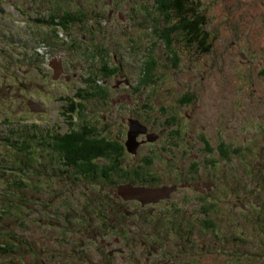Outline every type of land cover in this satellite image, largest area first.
<instances>
[{"label": "rangeland", "instance_id": "1", "mask_svg": "<svg viewBox=\"0 0 264 264\" xmlns=\"http://www.w3.org/2000/svg\"><path fill=\"white\" fill-rule=\"evenodd\" d=\"M131 1L0 0V159L11 170V177H2L0 170V234L9 229L18 243L24 235L35 245L40 240L47 244L49 236L47 247L58 255L52 264L59 258L62 264H166L170 252L156 239L178 242L174 229L164 228L181 218L194 234L179 253L193 250L201 256L199 264H264V0H194L206 17L208 51L199 42H188L173 26L177 20L167 19L155 0H135L132 10ZM111 10L115 14L110 17ZM67 11L77 17L93 13L78 26L65 28L58 18L50 23ZM52 32L58 35L48 41L52 57L65 65L67 76L55 83L50 69L42 75L44 70L31 66L38 57L36 42ZM165 34L173 38L171 47L168 37H161ZM18 77L42 89L27 88ZM32 100L48 113H32ZM72 105L77 108L64 118V109ZM131 117L161 138L142 146L137 156L122 150L124 169L117 176L153 178L154 186L196 181L203 188L214 183L210 195L195 185L142 208L117 196L112 186L122 179L90 182L81 177L75 179L78 185H64L61 171L66 167L58 151L46 149L45 143L43 150L21 144L26 135L39 144L46 130L82 133V126H89L95 136L123 149ZM11 137L10 142L1 140ZM224 142L232 153L221 160L216 150ZM23 151L31 157L27 167ZM49 202L52 208L45 213ZM111 205L127 224L128 241L123 234L120 243L110 234L91 235L116 227L115 222L104 229L99 224L102 218H114ZM148 218L163 222L147 224ZM129 231L149 232L150 237L133 241ZM2 242L0 236V247ZM3 250L0 264H37L33 254ZM178 252L171 257L182 258Z\"/></svg>", "mask_w": 264, "mask_h": 264}, {"label": "trees", "instance_id": "2", "mask_svg": "<svg viewBox=\"0 0 264 264\" xmlns=\"http://www.w3.org/2000/svg\"><path fill=\"white\" fill-rule=\"evenodd\" d=\"M157 4L161 5L160 10L163 11L167 19L173 18L177 20V23H175L173 26L177 27L176 30H178L181 35H183L184 37H187L188 42H191V40H193L194 42H199V44L203 46L202 51L209 50L208 49L209 47L207 48L206 46V39H207V36H209V33L204 29V26L206 25L207 21H206V17L204 13L200 11L201 6L199 4H196L194 0H157ZM63 14L64 15H61L60 18L63 19L66 24L68 22L80 20V17H77L71 14L70 12H64ZM54 18H57V17H52L50 22H53ZM40 22L44 24L46 23V21L44 20H41ZM166 36L168 37V35L166 34L161 37L163 39H166ZM172 39L173 38H171V36L167 38L169 47H171L174 44L173 41H171ZM146 68L147 67H145V69ZM79 105L80 104H78V106ZM75 107L76 106L74 105L72 106V109H73V110L71 109L72 113L73 111H75ZM80 132H82L83 134L78 133L75 130H72L65 134H57L55 136L49 137L52 142L51 145L55 151H58V153L61 154V156L59 157H60V160L63 161L64 166L66 167L70 166L73 169H75V173L77 174V176L84 175V176H89V177H96V176L102 175L104 170L101 169L98 166V164L95 162L97 161L96 158L111 159L110 156L114 152L121 150L120 152L122 153V150H124V147L121 145L123 149L118 148L117 150V148L111 146L108 143V140L105 137L100 136L98 134L95 136L94 130L90 129L89 126H82V130ZM111 150H115V151L110 152ZM108 153H110V156ZM111 164L113 165V169L120 168V162L112 161ZM0 166H3L1 161H0ZM121 170H122V163H121ZM106 203H109V202L106 201ZM117 210H118L117 208L114 209L113 207L110 211L112 213L111 216L113 217L119 216ZM110 212H108V215L110 214ZM173 216L174 215L170 216L168 219L166 218V220H170ZM116 220L121 221L120 224L123 225V221H124L123 217H120V218L117 217ZM179 220H183V219L178 218V220L177 219L170 220L169 223L167 224L170 227L164 228V230L168 232H170L171 230L175 228H178L177 234L179 235L178 236L179 238L181 237L180 242H178L177 245L176 243L172 244V246L176 247L177 249L180 248L184 240L188 238L187 232L190 230V227L186 225L188 223L187 221L183 222ZM146 222L147 224L149 223L153 225L154 223L163 222V220H154L153 218H148L146 219ZM129 234L132 235L130 238L133 241L140 239V238L150 237L149 232L142 233L139 231V232L132 233L130 231ZM8 241L10 242V244L5 241L4 247H0V249H6V250H3L5 253L14 251L16 248H18L20 251L23 252L22 255H26L25 252L27 251L24 250L23 247L18 244V241L14 244H12L13 241L11 239H9ZM156 241L159 244V241L162 242L163 240L156 239ZM23 243L28 245L25 242ZM162 244H164V241ZM193 257H200V256H193ZM197 260L200 261V258ZM213 260L214 258L211 259V261ZM196 262L197 261H195V264Z\"/></svg>", "mask_w": 264, "mask_h": 264}, {"label": "water", "instance_id": "3", "mask_svg": "<svg viewBox=\"0 0 264 264\" xmlns=\"http://www.w3.org/2000/svg\"><path fill=\"white\" fill-rule=\"evenodd\" d=\"M55 69L57 70V76L62 72V65L57 64L54 65ZM148 129L144 125H142L138 120H131L130 121V130L128 133V141L126 143L129 152L133 154H137V150L139 146L143 142L138 141V137L141 134H147ZM159 136L155 133L147 135V142H156ZM177 189L176 186L173 187H162L159 189H143V188H132L130 186H124L121 188V194L126 199H138L142 202L143 205L148 203L154 202L157 203L162 199L169 198L171 194Z\"/></svg>", "mask_w": 264, "mask_h": 264}, {"label": "flooded vegetation", "instance_id": "4", "mask_svg": "<svg viewBox=\"0 0 264 264\" xmlns=\"http://www.w3.org/2000/svg\"><path fill=\"white\" fill-rule=\"evenodd\" d=\"M221 146L223 145V146H225V144H220ZM196 183H194V185H195ZM205 187H207V189L208 188H211L210 190H213V187H214V183H210L209 185H206ZM184 188H189V186L187 185L186 187H184ZM183 189V188H182Z\"/></svg>", "mask_w": 264, "mask_h": 264}]
</instances>
